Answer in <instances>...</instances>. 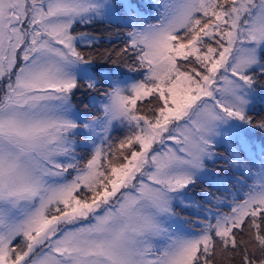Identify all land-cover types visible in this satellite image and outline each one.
<instances>
[{"label": "snow or ice", "instance_id": "snow-or-ice-1", "mask_svg": "<svg viewBox=\"0 0 264 264\" xmlns=\"http://www.w3.org/2000/svg\"><path fill=\"white\" fill-rule=\"evenodd\" d=\"M0 264H264V0H0Z\"/></svg>", "mask_w": 264, "mask_h": 264}, {"label": "rangeland", "instance_id": "rangeland-1", "mask_svg": "<svg viewBox=\"0 0 264 264\" xmlns=\"http://www.w3.org/2000/svg\"><path fill=\"white\" fill-rule=\"evenodd\" d=\"M85 30L95 34L96 36H98L101 39V43L99 46L100 51H103L104 49L107 48V46H104L105 43H103V35H102L103 32L106 33V41L105 42L109 41L107 49H111L113 47L119 48L124 43L123 36L118 35L114 29L108 28L107 30H105V28L103 26L99 27V28L94 27L93 29H91L89 27L81 29V31H85Z\"/></svg>", "mask_w": 264, "mask_h": 264}, {"label": "trees", "instance_id": "trees-1", "mask_svg": "<svg viewBox=\"0 0 264 264\" xmlns=\"http://www.w3.org/2000/svg\"><path fill=\"white\" fill-rule=\"evenodd\" d=\"M101 27H102V26H101ZM89 28L93 29L94 27H89ZM102 35H103V43H105L104 46H107V48H108V43H109V41H108V42H105V41H106V33L103 32ZM107 48H106V49H107Z\"/></svg>", "mask_w": 264, "mask_h": 264}]
</instances>
